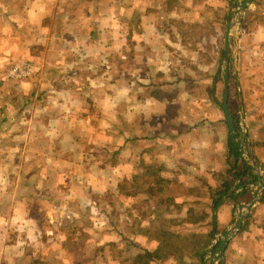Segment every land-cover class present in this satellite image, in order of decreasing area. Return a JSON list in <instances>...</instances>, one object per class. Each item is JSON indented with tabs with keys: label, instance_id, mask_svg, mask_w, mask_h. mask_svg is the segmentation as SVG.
I'll list each match as a JSON object with an SVG mask.
<instances>
[{
	"label": "crops",
	"instance_id": "obj_1",
	"mask_svg": "<svg viewBox=\"0 0 264 264\" xmlns=\"http://www.w3.org/2000/svg\"><path fill=\"white\" fill-rule=\"evenodd\" d=\"M100 1L108 12H97ZM114 1L0 0V264H201L209 234L228 230L234 207L253 200L255 189L237 186L257 185L258 175L230 155L215 96L226 18L239 0H135L140 42L120 46L119 72L110 65L114 46L96 39L97 21L116 17ZM241 18L248 35L264 34V0H252ZM194 29L208 46H170ZM236 29L230 63L264 185V149H256L263 142L254 138L264 115L245 123ZM82 55L101 68L85 77L88 92L76 69ZM16 61H29L35 74L11 83ZM71 68L73 78L57 73L55 89L54 75L42 76ZM241 162L243 184L234 175ZM146 178L151 195L138 187L129 196L133 180ZM224 183L231 185L214 208ZM223 257L264 264V193Z\"/></svg>",
	"mask_w": 264,
	"mask_h": 264
},
{
	"label": "rangeland",
	"instance_id": "obj_2",
	"mask_svg": "<svg viewBox=\"0 0 264 264\" xmlns=\"http://www.w3.org/2000/svg\"><path fill=\"white\" fill-rule=\"evenodd\" d=\"M240 1V0H239ZM116 7V11H115V15L116 17H113L112 19H107V20H103L100 19L97 21V25L100 28V32H97V38L98 39V44L97 46H114V53L115 55H112V62H111V69H114L116 72L120 71L122 68V64L121 61L118 57V55L121 54L120 51V46H137V43L140 42L139 40L135 39V36H133L132 31L136 28L138 20H137V13H136V3L135 0H116L114 1L113 4ZM128 5L130 6H134V8H129ZM93 7V5H92ZM109 5H104L102 3V1L97 2V12L103 14V11L106 9L107 12L109 11ZM243 19L238 18V24L236 25L237 29H236V34L237 37L239 36V38H237L238 42H240V46H238V51H239V55H238V59H239V76H240V81L242 82L243 85V93H244V99H245V104H246V108L244 110V115H245V123L246 121H248V119L251 120L254 118H257L259 115H264V104L260 103L262 102L260 100V96H264V34H259L258 36H250L248 35L249 33V29L247 28L248 23L247 24H240L242 23ZM247 21V20H245ZM209 22V21H208ZM106 26V31L102 32V30L104 29V27ZM225 31V28H223ZM185 29H182V32ZM223 31V32H224ZM264 31V29H263ZM224 35V33H223ZM223 35L222 36L223 38ZM182 39L181 45H178L177 43L174 44L171 42L168 43L170 44V46H208L207 45V41L203 40V34L201 35V33L197 30L194 29L190 34H185L183 36H180ZM215 38V40L213 39ZM211 39V43L209 47L213 46V44H217L218 42L216 40V36L213 37ZM231 40H233V37H230ZM206 39V37H205ZM220 40V39H219ZM217 42V43H216ZM220 43H222V41H220ZM118 46V47H117ZM221 47V46H219ZM203 53V52H202ZM118 54V55H117ZM209 54H211V50H209ZM97 56V55H96ZM200 57V55H198ZM76 54L73 55V52L70 50V52H67V59L70 61L72 60V58H75ZM81 57V58H80ZM79 59L82 61V66H80L79 68H76L77 70H79L80 76L81 78H83L84 80H81V84H82V88L83 91H87L90 89V84L89 81H87L85 79V77L88 76V73H93L96 72L97 73L100 71L96 62H90L88 61V58L85 57L84 55L80 56ZM201 62H205L203 59H201ZM21 61H16L13 62V64L19 63ZM22 62H26L28 64H30L31 67V72L23 77V78H8L9 80H11V83H15L17 81H22L25 80L27 78H30L33 74H35V69H33V66L31 65V63H29V61H22ZM200 62V63H201ZM103 63V62H102ZM11 67V66H10ZM9 67V68H10ZM8 68V69H9ZM68 71L66 72H62L59 73L57 72L58 70L55 69H49V70H45L42 71V76L44 78H49L51 76L54 77L55 81H54V86L53 88L50 89H55L56 85L59 83V78L58 75H63V76H67L68 73L69 75L72 76V78L74 77L72 75V73L76 70L74 69H67ZM74 70V71H73ZM219 78L217 79V86H216V101L220 104L221 100H222V82H223V78H224V70H223V66L219 68ZM58 73V75H57ZM76 73V72H74ZM76 76V74H75ZM228 77H229V88H228V94H229V110L232 113L233 119L235 121V124H237V132H241V129L239 127V118H240V114H239V105H238V96H237V82L235 81V77L233 74V67L232 64H229V69H228ZM76 78V77H75ZM94 85H101L102 87H104V84H94ZM113 85H118V84H113ZM96 88V87H92L91 89ZM90 91V90H89ZM262 104V105H260ZM248 111V112H247ZM246 112V114H245ZM246 125V124H245ZM258 132L255 133L254 138H256V142H263L261 144V147H257V152H261L263 151V146H264V130H261L260 128H258V126H256ZM247 130V127H246ZM260 149H262L261 151H259ZM244 151V150H243ZM244 159H246L244 157ZM263 171V175H264V167L261 168ZM252 177V175H251ZM255 184L253 182L247 181L244 183V185L241 186H237L238 189H240L239 191H248V192H253V190L255 189ZM243 189V190H242ZM117 214H120V211L117 210L115 211ZM238 212L236 207H234L233 210V214H232V219L231 222L228 226V228L230 227V225L234 222L236 216H237ZM227 230V229H226ZM226 230L224 232H220V231H216L215 232V238L217 240V242L221 239L222 235L226 232ZM214 251V249H213ZM209 263V262H208Z\"/></svg>",
	"mask_w": 264,
	"mask_h": 264
},
{
	"label": "water",
	"instance_id": "obj_3",
	"mask_svg": "<svg viewBox=\"0 0 264 264\" xmlns=\"http://www.w3.org/2000/svg\"><path fill=\"white\" fill-rule=\"evenodd\" d=\"M252 0H240L239 2L233 4L231 8L228 11L227 18H226V34L224 37V44H223V52H222V60L221 64L223 66L224 70V85H223V93H222V100H221V108L224 113L225 120L228 125L229 129V135L234 138V142L238 146L239 151V157L244 162L245 166H249V170H253L258 175V183L256 185V188L253 192V200L252 202L247 206H240L237 208V216L234 220V222L230 225L228 230L222 235L217 250L214 252L212 256H214L215 261L219 262L220 260H223V254L224 250L228 244V242L236 235V233L239 231L240 227L242 226L244 220L247 218L248 214L250 213L253 206L259 202L261 199L262 194L264 193V185L260 176V168L259 164L256 162L253 153L250 149L248 138L246 134V128L244 125V118H243V110L240 103V118H239V127L241 129V132H237L235 129V121L233 119L232 114L230 113L227 105V99H228V88H229V77H228V69L230 64V44H229V34L233 27H235L238 24V18H240V15L246 10V8L251 4ZM233 67V74L235 77V81L237 82V75L235 71V67ZM237 87V96L240 102V91ZM244 150V151H243ZM244 157L246 159H244ZM216 244L215 239V232H213L211 244L207 251L205 252L203 262L202 264H208V257L211 252V250L214 248Z\"/></svg>",
	"mask_w": 264,
	"mask_h": 264
},
{
	"label": "trees",
	"instance_id": "obj_4",
	"mask_svg": "<svg viewBox=\"0 0 264 264\" xmlns=\"http://www.w3.org/2000/svg\"><path fill=\"white\" fill-rule=\"evenodd\" d=\"M235 129L237 130V124H235ZM227 142H228V147H229V153L230 155H232L234 157V161L237 162L239 160L238 156H239V151H238V146L237 144L234 142V138L229 136L227 138ZM246 173V168L243 166V163L241 162L240 163V171L239 172H235L234 171V175L237 178H240V183L243 184V181L241 180L242 179V176ZM154 180L150 179V178H146L144 179L142 182L145 184V186H143V183L142 184H137V180L134 179L132 184L131 185V188H132V192L129 196L133 195V197H136L138 195V193H140L138 191V187H144L142 190L144 192H141L143 194L146 193V196L149 197L151 195V183L153 182ZM231 184L229 183H224L222 185V189L216 191L213 195V206L214 208H216L219 204H220V194H223V195H226L227 194V191L229 189ZM137 191V192H136ZM225 192V193H224ZM232 197V196H231ZM232 199V198H231ZM211 239H212V234L210 235L209 234V240L207 241V243L202 247L200 253H199V262H203V258H204V254L205 252L207 251L209 245H210V242H211ZM194 246H196V242H193ZM217 246H215L214 250H216ZM219 264H224V257H223V260L219 263Z\"/></svg>",
	"mask_w": 264,
	"mask_h": 264
},
{
	"label": "built area",
	"instance_id": "obj_5",
	"mask_svg": "<svg viewBox=\"0 0 264 264\" xmlns=\"http://www.w3.org/2000/svg\"><path fill=\"white\" fill-rule=\"evenodd\" d=\"M30 72H31L30 64L21 61L19 63L11 65V67L7 70L6 75H7V78H15L16 79V78H23V77L27 76ZM219 241L217 242V240H216L215 246L218 247ZM210 244H211V242H210ZM215 246H214V248H215ZM213 249L211 250V252L209 254V257H208V262L209 263L208 264H219L222 260H220L219 262L215 261V258L212 255L217 250V248L214 251H213Z\"/></svg>",
	"mask_w": 264,
	"mask_h": 264
}]
</instances>
